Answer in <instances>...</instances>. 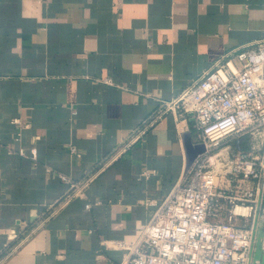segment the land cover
<instances>
[{"label": "crops", "instance_id": "obj_1", "mask_svg": "<svg viewBox=\"0 0 264 264\" xmlns=\"http://www.w3.org/2000/svg\"><path fill=\"white\" fill-rule=\"evenodd\" d=\"M262 39L264 0H0V264L121 262L196 143L143 121Z\"/></svg>", "mask_w": 264, "mask_h": 264}, {"label": "built area", "instance_id": "obj_2", "mask_svg": "<svg viewBox=\"0 0 264 264\" xmlns=\"http://www.w3.org/2000/svg\"><path fill=\"white\" fill-rule=\"evenodd\" d=\"M168 113L177 121L193 118L194 144L204 151L137 241L124 246L118 264H252L257 229L264 225V39L228 51L175 99L160 101L131 142ZM93 177L77 182L60 175L70 190L59 204L82 195Z\"/></svg>", "mask_w": 264, "mask_h": 264}, {"label": "water", "instance_id": "obj_3", "mask_svg": "<svg viewBox=\"0 0 264 264\" xmlns=\"http://www.w3.org/2000/svg\"><path fill=\"white\" fill-rule=\"evenodd\" d=\"M190 120L193 121V118H190ZM183 145L186 157L185 169H187L193 162L194 158L204 151V146L202 144H194L189 132L183 135Z\"/></svg>", "mask_w": 264, "mask_h": 264}, {"label": "rangeland", "instance_id": "obj_4", "mask_svg": "<svg viewBox=\"0 0 264 264\" xmlns=\"http://www.w3.org/2000/svg\"><path fill=\"white\" fill-rule=\"evenodd\" d=\"M264 237V225L261 222L256 233V240L253 251V262L252 264H264V250L262 249V241Z\"/></svg>", "mask_w": 264, "mask_h": 264}]
</instances>
